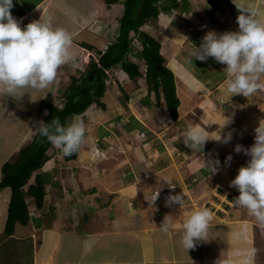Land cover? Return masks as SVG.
<instances>
[{
    "label": "crops",
    "instance_id": "1",
    "mask_svg": "<svg viewBox=\"0 0 264 264\" xmlns=\"http://www.w3.org/2000/svg\"><path fill=\"white\" fill-rule=\"evenodd\" d=\"M247 4L260 13L258 19L264 22V0H247ZM121 7L119 3L108 5L105 0H14L11 12L21 26L42 17L50 19L54 27L65 29L72 37L76 63H83L88 52L92 55L90 61L97 55L81 44L104 50L107 45L101 34L108 28L111 13L116 19ZM183 13L195 34L197 29L200 32L206 28L195 10ZM218 15L208 29L217 33L238 30L235 16L231 18L225 11ZM83 31L92 35L82 38ZM165 50L163 40V55ZM168 51L171 56L166 64L175 73L180 98L178 119L157 117L156 105L142 102L147 92L138 98L141 105L135 106L142 116L136 115L131 107L134 98L127 93L126 100H120L116 107V117L120 120L125 110L132 111L133 118L141 124L138 130L126 116L128 121H124L118 135L114 121L101 125L103 116L99 114L96 123L108 131L103 140L94 143L85 139L78 157L70 161L55 147L50 159L37 171L46 181L44 204L41 208L31 207L29 222L18 224L11 239L0 242V264H244L249 256L250 264H264V225L258 224L246 209L235 204L225 208L221 199H214L216 190L221 192L223 187L239 195L230 181L249 157L243 151L236 152L235 147L240 144L247 148L254 143V129L264 119V87L249 98L242 94L231 97L226 91L225 65L211 57L206 61L192 57L180 60ZM70 64L62 65L57 74L60 76ZM259 83L264 85V75ZM53 85L50 83L43 91L18 89L16 97L0 89V111L10 120L0 117V181L4 162L34 136L35 120L39 121L34 108L45 97H53ZM92 106L96 105L85 113ZM103 109L108 112L107 105ZM144 113L154 115L148 120ZM191 125L204 128L209 136L217 135L219 129L222 136L231 132L232 139L228 143L209 139L203 151L191 150L182 140ZM229 155L232 159L226 161ZM96 158L104 162L97 163ZM217 159L218 171L210 174L207 161ZM169 186H174L172 194H183L181 206H167L153 195L155 190H169ZM11 192L10 187L0 191V234L5 228ZM155 206L164 209L161 214L154 211ZM200 209L211 214L209 239L187 251L181 243L183 222ZM166 214L174 218V227L167 233L159 227ZM89 240L92 246L86 249L85 241Z\"/></svg>",
    "mask_w": 264,
    "mask_h": 264
},
{
    "label": "clouds",
    "instance_id": "2",
    "mask_svg": "<svg viewBox=\"0 0 264 264\" xmlns=\"http://www.w3.org/2000/svg\"><path fill=\"white\" fill-rule=\"evenodd\" d=\"M232 3L240 10L236 18L238 30L223 33L208 31L190 55L200 61L212 57L225 65L227 93L231 97L242 94L249 98L264 87L259 83L260 76L264 75V22L258 19L260 13L250 7L247 0H232ZM13 7L14 0H0V89L7 96L16 97L17 90L22 88L45 90L62 65L76 63L77 55L71 48L72 37L65 29L54 27L50 19L42 17L21 26L11 12ZM34 129L64 156L77 153L85 138L84 125L75 120L67 125L61 124L58 119L40 121ZM254 131V143L250 147L240 144L235 147L236 152L243 151L249 159L239 167L230 185L239 192L233 200L234 204L246 209L258 224L264 225V119L259 121ZM209 139L228 143L232 134L229 132L222 136L219 129L217 135L209 136L204 128L191 125L182 135L183 143L191 150L203 151ZM96 151L105 157L102 151ZM231 159L229 155L226 161ZM219 164L218 159L207 161L210 174L218 171ZM182 203V193H170L165 200L167 206H181ZM210 220L211 214L207 209L193 211L184 220L181 243L187 251L195 248L198 242L209 239ZM159 227L167 233L174 227L173 216L166 214ZM91 246L90 240L85 241L86 249ZM250 261L249 256L244 264H250Z\"/></svg>",
    "mask_w": 264,
    "mask_h": 264
},
{
    "label": "trees",
    "instance_id": "3",
    "mask_svg": "<svg viewBox=\"0 0 264 264\" xmlns=\"http://www.w3.org/2000/svg\"><path fill=\"white\" fill-rule=\"evenodd\" d=\"M206 1L218 11L232 12L235 18L240 14V10L231 0ZM105 2L108 5L119 3L123 7L116 18L119 23L117 37L114 41H110L104 50L88 43L81 44L95 50L97 59L92 57L84 73L79 77L73 75L70 77V83L59 95V102L47 98L42 100L38 109L42 116L39 118L40 121L50 122L52 119H58L61 124L67 125L72 117L82 115L91 105L105 108L106 102L103 98L110 87L109 81L113 78L114 73L111 72L116 67H120L134 81L144 78L147 95L142 102L146 103L148 97L154 93L156 106H160L162 101H165L170 117L177 120L180 98L177 93L175 73L166 64V58L161 51L162 43L144 30V26L158 21L168 6L182 11V0H105ZM132 34L138 37L140 44L134 43ZM92 72L94 74L90 79ZM125 96L128 97L126 92ZM54 148L36 131L31 141L21 148L15 160L4 162L0 191L10 187L12 192L0 242L7 237L10 238L18 224L26 225L29 222L30 198L34 200L37 208L43 206L46 181L37 171L50 159ZM61 155L66 161H70L78 157L79 151L71 156H64L62 153ZM34 175V181L30 182Z\"/></svg>",
    "mask_w": 264,
    "mask_h": 264
},
{
    "label": "rangeland",
    "instance_id": "4",
    "mask_svg": "<svg viewBox=\"0 0 264 264\" xmlns=\"http://www.w3.org/2000/svg\"><path fill=\"white\" fill-rule=\"evenodd\" d=\"M181 9H182V11H179L177 9H174V8L168 6V8L164 12L165 14L161 16L159 21H156L154 23L147 24L144 26V30H147L149 33L154 35L157 39L160 40L161 43L163 42V40H165L166 50L164 51V55H165L166 59H168L171 56V52H169L168 50L173 51V53H175L178 56V59H180V60L181 59L183 60V58H187V57L191 58L190 52L194 49L195 45L198 46L201 43L203 36L208 31H210V29H208V28L210 26L212 27L215 24V22H216L215 17H219V15H218L219 11L217 9L213 8L206 0H188V1L182 0ZM194 10L198 14V16L201 18V24H203L206 27L205 29H201L200 32H199L200 29H197L196 34H195L194 27L191 25V22H189L186 19V17L184 16L186 14L183 13V11L185 13H188V12L192 13ZM225 12L228 15H230L231 18H232V16L234 17L232 12L227 11V10ZM196 13H193V14H196ZM112 15H113V12L111 13V21L106 23L109 29L105 28V30H104L105 33L101 34L105 38L104 39L105 45H107V43L110 41H114V39L116 38V35L118 33V29H119L118 28L119 27L118 21H117V19L112 17ZM208 16L211 17V22L209 21L210 17H208ZM193 23L195 25L198 24L197 21H194ZM86 35L90 37L92 34L86 32V31H83L80 36L82 38H85V37H87ZM134 42H137V41H134ZM176 45L178 46L177 49H175ZM95 53H96V51H95ZM91 56L92 55H90L88 52V55L86 57H84L85 62L84 61H83V63L77 62L73 66L70 64L69 68H66L60 76H59V74L56 75L54 85L52 84L53 81L51 82V85L54 86L52 88V90H54L53 91L54 95L51 98V100H53L54 102H59V95L63 92L65 87L70 83V81H71L70 77L72 75L75 77H79L82 73H84V70L87 67V66H85V64L90 62ZM132 58L136 59L135 57H132ZM190 67H192V66L190 65L189 68ZM115 69H116V71H115ZM111 73H114L113 78L111 79V81H109L110 87L106 91L105 96L103 98V100L106 102V105L108 106V112H105L103 108L96 105V106L91 107V111H88L87 113H83L80 116L77 115V116L73 117L75 121L81 122L84 125V127H85V138H84V140L86 139V141L92 140L94 143H98V141L103 140L104 137L108 134V131L106 129H104V127H99V126H101L102 124H106V125L110 124L111 120L114 121V123H113L114 127H115L114 130L117 131L118 135H119V132H120L119 130L121 129L122 124H124V121H128V120L133 121L131 125L134 126L133 128L137 129V130L141 126V124L133 118V117H135V115L133 113H131L132 111H130V110H125L126 113H122V118L120 120H118V117H116L117 113H118V110H116V107L120 106V104H119L120 100H126V96H125V92H126L130 96H133V98H134L133 99L134 103L131 105V107H134V113L136 115L142 116V113L141 112L139 113L136 110L135 106H137L140 103V101H138V98L140 96H142V94L145 95L147 92V89L145 90V88H146L145 79L140 78L137 81H134L128 75H126L120 69V67L114 68ZM45 98L48 99L49 97H45ZM127 100H129L130 103L132 102V101H130V99H127ZM146 101L148 104L153 103L154 105H156V99L154 97V93L151 94V97L150 98L148 97V99ZM40 104L41 103H38L37 107L35 106V108H34V109H36L35 110V116H37L39 118L42 117L38 111ZM139 105H141V104H139ZM163 106L164 107L166 106L164 102L161 104V106L155 107V109H157L156 110L157 114H155V115H157V117L162 116V118H167L166 120H171V117H170L169 113L167 112V109L163 108ZM162 109L165 112L162 111ZM95 111H98V113L97 112L95 113ZM1 112H3V111H0V117H2L6 122L10 121L8 118L4 117L3 113H1ZM89 112H94V113L90 114ZM92 114H94V115L92 116ZM99 114H101V117L103 116L102 119L100 120L102 122L101 125L96 123V116H99ZM144 114H146V113H144ZM151 114L152 113H150V116H148L146 114L147 115L146 118H148V120H150L152 118V116L154 115V114H152V115ZM20 115H22V113H20ZM166 115L168 117H166ZM111 116H112V119H111ZM126 116H128V118H127L128 120H126ZM109 118H110V120H109ZM72 121H73V119H71L69 123H71ZM35 122L39 123L40 119L38 121V118H37L35 120ZM93 126H95V127L93 128ZM122 133H123V131H122ZM95 138H98V140H95ZM132 138H134V136ZM86 141H84V142H86ZM132 141H134V139ZM2 149L3 148H0V155H2L1 154ZM117 150L120 151L121 147L118 146ZM18 154H19V152L16 153L15 156H13V158L11 160H15L17 158ZM96 162L102 164V162H104V159L96 158ZM32 181H33V179H32ZM227 190L228 189L224 188V187L222 188L221 192H219V190H216L218 193L216 192L217 197H214V199H216L219 202L220 199L222 198L223 191L225 193V192H227ZM229 192H230L229 194L233 195L232 199L234 200V198L236 197L234 194H236V193L233 194L234 191H232V192L229 191ZM211 193H212V191H211ZM223 201L225 202V200H223ZM30 203H32V204H30ZM209 204L210 203H208V205ZM34 205H35L34 200L30 199L29 200L30 210H31V207H33ZM160 205L159 206L162 208L163 205L162 204H160ZM225 208H228L227 205ZM166 209H169V208H166ZM163 210L164 209H161V210L157 209V206L154 207V211L159 212L160 214L162 213ZM22 229L23 228H20V230H22Z\"/></svg>",
    "mask_w": 264,
    "mask_h": 264
},
{
    "label": "built area",
    "instance_id": "5",
    "mask_svg": "<svg viewBox=\"0 0 264 264\" xmlns=\"http://www.w3.org/2000/svg\"><path fill=\"white\" fill-rule=\"evenodd\" d=\"M133 38H134L133 39L134 41H137V42H134V43H139L138 37L135 34L133 35ZM101 154L104 155L102 152H101ZM173 190H174L173 187H171L169 190H166V191L155 190L154 193H153V195L156 197V195L159 193V195L157 196V199L158 200L165 201L166 198H167V196L170 193L172 194ZM229 193L230 192L228 190H227V192L224 193V191H223V193H222L221 203H223L225 205L224 207H226V205H227V207H230V206L234 205V201L232 199L233 198V195H231ZM223 200H225V202Z\"/></svg>",
    "mask_w": 264,
    "mask_h": 264
},
{
    "label": "water",
    "instance_id": "6",
    "mask_svg": "<svg viewBox=\"0 0 264 264\" xmlns=\"http://www.w3.org/2000/svg\"><path fill=\"white\" fill-rule=\"evenodd\" d=\"M93 74H94V72L91 73V75H90V79L92 78Z\"/></svg>",
    "mask_w": 264,
    "mask_h": 264
},
{
    "label": "bare ground",
    "instance_id": "7",
    "mask_svg": "<svg viewBox=\"0 0 264 264\" xmlns=\"http://www.w3.org/2000/svg\"><path fill=\"white\" fill-rule=\"evenodd\" d=\"M115 71H116V69H115Z\"/></svg>",
    "mask_w": 264,
    "mask_h": 264
}]
</instances>
